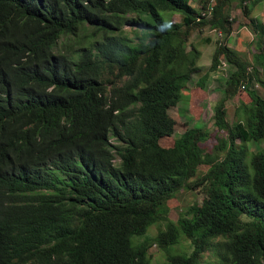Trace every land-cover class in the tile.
I'll return each instance as SVG.
<instances>
[{"label": "trees", "instance_id": "16d2710c", "mask_svg": "<svg viewBox=\"0 0 264 264\" xmlns=\"http://www.w3.org/2000/svg\"><path fill=\"white\" fill-rule=\"evenodd\" d=\"M263 2L209 0L200 12L190 0H0V264H149L153 245L164 264L206 253L264 264V147L247 162L248 144L264 141L253 87L264 92V23L249 17ZM232 4L256 38L249 62L226 45ZM205 27L225 39L197 88L234 68L212 107L221 134L210 152L207 130L174 117L201 71L190 36ZM66 39L77 43L55 53ZM241 90L249 100L229 122L225 103ZM182 188L203 199L171 221ZM181 238L190 251L168 253Z\"/></svg>", "mask_w": 264, "mask_h": 264}, {"label": "rangeland", "instance_id": "374dc122", "mask_svg": "<svg viewBox=\"0 0 264 264\" xmlns=\"http://www.w3.org/2000/svg\"><path fill=\"white\" fill-rule=\"evenodd\" d=\"M208 2L209 0H190L192 7L200 12L203 11L202 9L207 6ZM163 17L166 21H170L172 23H179L182 20L181 16L168 15L167 13H164ZM249 17H253L254 19L257 18L264 23V2L256 6ZM230 19L232 20L231 35L226 41V45L227 47L239 52L240 56L249 62L256 53V38L251 29V24L249 23L250 18L244 16L241 11L235 7V4H232L230 7ZM206 39H210V43L205 44L204 41ZM224 39V34L220 37L217 32L210 30L207 27L202 28L200 32L196 31L191 34L189 44L194 45L201 52V57L198 61V65L201 66V71L199 74H194L191 81L186 83V87L181 93L182 101L178 102L176 115L174 114V117L177 118L179 123L200 129L201 131L207 130L209 132L208 139L199 144L200 148L204 152H210L212 150L216 137L221 134L213 127L212 107L222 100L223 85L227 77L234 71V68L224 64L223 72L219 73V75H214L213 78L206 83L205 90L197 88L196 81L208 70L211 56L216 45H218L219 42L224 41ZM72 42L77 43V39L62 40V45L55 48L54 52L58 53L61 51H67V46L71 45ZM187 50H190V47H187ZM259 71L261 73V78L264 80V72L262 70ZM253 87L264 96V92L259 86L255 85ZM248 100L246 92L241 90L238 95L225 103L227 108V120L229 122L232 120L234 108L240 102H248ZM248 147L250 151L247 162H249L253 153L263 149L264 141L260 144L249 143ZM205 170L206 167H199V174ZM202 199L203 194L197 191H187L185 188H182L167 202L164 215H166L169 220L176 221L181 212L185 211L194 203H201ZM163 226V223H157L151 226L145 234V236L147 235L146 238L151 239L154 237L157 232L163 228ZM145 236L134 237L133 241L141 242L145 239L143 238ZM189 251V242L183 238L180 239L178 245L168 249V253L170 254H183ZM148 255L149 264L165 263L166 253L159 250L156 245L150 247ZM211 261H213V259L210 257V254L206 253L201 264H210Z\"/></svg>", "mask_w": 264, "mask_h": 264}, {"label": "built area", "instance_id": "2783aa9c", "mask_svg": "<svg viewBox=\"0 0 264 264\" xmlns=\"http://www.w3.org/2000/svg\"><path fill=\"white\" fill-rule=\"evenodd\" d=\"M219 36H220V34H218ZM225 63H223V65H224ZM222 70H223V66H222Z\"/></svg>", "mask_w": 264, "mask_h": 264}, {"label": "crops", "instance_id": "0c3cea01", "mask_svg": "<svg viewBox=\"0 0 264 264\" xmlns=\"http://www.w3.org/2000/svg\"><path fill=\"white\" fill-rule=\"evenodd\" d=\"M211 78H213V75H211Z\"/></svg>", "mask_w": 264, "mask_h": 264}]
</instances>
